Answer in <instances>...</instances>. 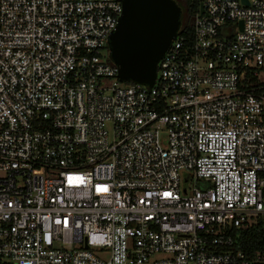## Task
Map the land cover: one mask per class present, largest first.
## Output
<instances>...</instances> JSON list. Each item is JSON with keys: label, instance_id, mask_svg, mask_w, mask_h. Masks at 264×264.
Instances as JSON below:
<instances>
[{"label": "built area", "instance_id": "2783aa9c", "mask_svg": "<svg viewBox=\"0 0 264 264\" xmlns=\"http://www.w3.org/2000/svg\"><path fill=\"white\" fill-rule=\"evenodd\" d=\"M189 1L146 83L121 0H0V264H264V0Z\"/></svg>", "mask_w": 264, "mask_h": 264}, {"label": "water", "instance_id": "95a60500", "mask_svg": "<svg viewBox=\"0 0 264 264\" xmlns=\"http://www.w3.org/2000/svg\"><path fill=\"white\" fill-rule=\"evenodd\" d=\"M121 4L108 38L110 57L120 79L151 83L155 62L178 27L180 8L174 0H121Z\"/></svg>", "mask_w": 264, "mask_h": 264}, {"label": "trees", "instance_id": "16d2710c", "mask_svg": "<svg viewBox=\"0 0 264 264\" xmlns=\"http://www.w3.org/2000/svg\"><path fill=\"white\" fill-rule=\"evenodd\" d=\"M179 8V19L181 11L184 12V16L189 18L192 16L193 10L196 8V2L189 0H174ZM191 22V21H190ZM185 32H188L190 28V23H185L183 26L179 27ZM254 221L248 224L246 227L239 229L238 240L240 241V247L244 250L251 251L257 247L264 246V216L254 217ZM230 233L234 232V229L231 227L228 229Z\"/></svg>", "mask_w": 264, "mask_h": 264}, {"label": "rangeland", "instance_id": "374dc122", "mask_svg": "<svg viewBox=\"0 0 264 264\" xmlns=\"http://www.w3.org/2000/svg\"><path fill=\"white\" fill-rule=\"evenodd\" d=\"M190 21H191V16L189 18H186L184 16V12L181 11V13H180V19H179V27L183 26L185 23H190ZM101 52L102 53H106L105 58H106L107 61H109V62L112 61L111 57L109 55H107L108 47L102 49ZM190 181H191V179L189 177L183 176V178H182V184L183 185H187Z\"/></svg>", "mask_w": 264, "mask_h": 264}]
</instances>
